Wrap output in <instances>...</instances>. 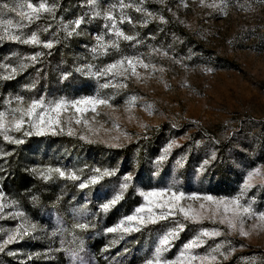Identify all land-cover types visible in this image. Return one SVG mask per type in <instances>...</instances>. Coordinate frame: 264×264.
<instances>
[{
    "label": "rangeland",
    "instance_id": "obj_1",
    "mask_svg": "<svg viewBox=\"0 0 264 264\" xmlns=\"http://www.w3.org/2000/svg\"><path fill=\"white\" fill-rule=\"evenodd\" d=\"M3 2L5 0H0ZM47 2L56 3L55 13L42 14L23 31L25 34L37 31L41 40L57 39L51 49L0 39V65H9L8 68L0 66V109L6 107L5 97L16 94L23 95L26 104L29 98L41 94L50 98H78L97 92L102 95L114 92L112 88H98L94 78L75 72L67 81H60L62 71H71L74 66L87 63L100 67L116 58V54L111 50L107 56L94 58L91 54L95 34L103 31L104 20L101 17L89 20L92 7L88 0ZM119 3L120 0H96L95 6L103 11L117 5L114 15L119 21ZM123 3L130 5L122 11L132 23L125 20L119 27L128 35L138 34L142 43L133 46V42L121 40L119 54H142L145 62L155 64L157 69L162 67L163 71L148 75L145 69L139 68L140 80L129 78L126 88L115 90L111 103L116 107L100 106L98 109L100 115L95 117L93 126L102 125V128L93 136L95 143L79 139V133L87 135L88 129L74 120L62 134L24 137L20 145L10 143L12 146H8L9 142L0 137V153L20 156L28 171L49 166L71 168L81 170L77 174L82 179L91 174L93 167L118 171L100 184L85 189L77 187L79 181L60 178L53 173L48 180L50 184L43 187V199L34 195L32 187L24 196L5 194L7 201L17 203L8 205L0 213V241L17 224H35L36 229L6 245L0 252V264H142L150 255L157 235L172 225L160 222L128 235L104 231L141 202L130 189L107 213L98 211L99 203L118 187L123 173L134 172L135 184L145 189L173 183L185 192L230 197L240 192L244 177L251 169L259 168L264 172V0H203V3L201 0H123ZM137 8L146 11H137ZM78 16L87 21L80 26V36L65 38L62 29L56 32L62 22ZM160 16L165 22L159 20ZM2 18L18 19L15 13L9 12ZM145 19L148 23L142 24ZM49 24L52 27L44 31ZM149 46L166 51L167 55L150 52ZM36 51L44 53L39 58L40 63L18 71L12 79H3L20 64L22 57ZM33 80L37 81L34 90L22 88ZM130 95L138 99L126 111L124 101ZM62 115L72 117L73 113ZM92 117L88 112L82 119L91 122ZM112 121L119 128L112 127ZM67 127L76 135L69 136ZM123 132L129 133L130 138L125 139ZM10 134L20 136L15 132ZM115 136L120 137L118 148L100 142ZM173 139L180 147L172 148L168 159L153 176L156 171L154 158ZM213 152L216 158L203 171H198ZM180 156H185V160L182 167H177L175 161ZM249 200L255 212L264 211V177L257 176L253 187L243 193L241 203ZM85 222L95 227L73 228L75 223ZM185 223V230L165 253L167 257H174L200 227H216L222 230V235L206 239L195 253L204 254L223 241L221 251L226 258L216 254L217 260L212 264H264V228L253 227L258 223L255 216L244 221L246 236L238 231L229 232L224 225L208 220L203 224Z\"/></svg>",
    "mask_w": 264,
    "mask_h": 264
},
{
    "label": "snow or ice",
    "instance_id": "obj_2",
    "mask_svg": "<svg viewBox=\"0 0 264 264\" xmlns=\"http://www.w3.org/2000/svg\"><path fill=\"white\" fill-rule=\"evenodd\" d=\"M203 3V0H201ZM88 4L92 7L90 19L101 17L104 20L102 25L103 31L99 34H95V43L91 46L90 52L93 57L107 56L110 54V50L116 54V58L110 62L103 64L100 67L93 65L92 63L80 64L74 66L71 71L65 70L60 73V81H67L73 72L79 73L85 77L94 78L98 83V88L107 89L112 88L114 90L112 95H102L99 92L95 95L81 96L78 98H68L65 96L48 97L41 94L39 97L29 98L25 104V97L20 94H16L9 97H5L3 100L6 106L0 109V137L4 141L20 145L24 143V137H30L32 135L42 136L46 134L58 135L62 134L66 130V126L70 124L71 120H74L77 125L83 124L88 129V134L84 132L79 133V139L86 143L97 142L93 139L102 128V125L96 127L93 126L95 117L100 115L99 107L105 106L108 108H114L116 105L111 103L115 98V90L124 89L127 87L126 81L129 78L141 79V73L139 68H143L151 75L155 71H163V68L157 69L155 64L145 62L142 58V54L136 55H120L119 41L133 42V46L141 44V40L138 39V34L128 35L121 27L120 23L125 20L128 23H132L131 18L123 14V9L130 5H125L123 0H120L119 8L121 9V15L119 21L114 15V10L117 5H112L109 9L99 10L95 4L96 0H88ZM215 7L216 5H209ZM57 8L56 3H48L47 0H39L38 3L32 2V0H11V3H0V39H7L13 42H18L24 45L42 46L46 49H51L57 39L41 40L37 31H31L30 34H25L23 31L28 25L34 21L39 20L41 15L47 13L52 15ZM137 11H146L137 8ZM5 12L15 13L18 19H3ZM151 16L152 13H146ZM54 18V16H53ZM161 22H165L163 16L159 17ZM87 21L83 16H78L72 21L62 22V25L56 29V32L62 31L65 34V38H71L73 36H80V26ZM145 19L142 24H147ZM49 24L44 31L51 28ZM15 30V31H14ZM55 35V33H54ZM109 38L106 39L105 37ZM150 52H155L160 55H167L166 51L161 49L152 48L149 46ZM44 55L41 51H36L31 55L21 58V62L17 67H13L11 74L3 77V79H12L18 71H23L29 66H34L40 63L39 58ZM27 60V63L24 60ZM179 62V61H176ZM4 68H8L9 65H0ZM37 72L40 69H36ZM210 71V69H209ZM103 79V83H100ZM37 81L33 80L31 83L22 85V88L26 91H32L36 88ZM138 99L136 95L128 96L125 101V110L128 111L134 105V102ZM15 102V106L13 105ZM150 109V105L148 106ZM71 111L72 117H66L62 114ZM91 112L93 114L92 121L83 118L85 113ZM107 115V114H105ZM112 127L119 128L115 121H112ZM141 127L146 125L141 124ZM175 127V125H173ZM105 132L109 129H103ZM19 133L20 136H14L10 133ZM67 134L69 136L76 135L71 127H67ZM122 135L125 139L130 138V134L123 132ZM140 137L138 136L137 139ZM147 138L146 136L144 137ZM112 141V142H109ZM106 146L111 148H118L121 146L120 137H109L108 140H101ZM197 144L200 142L197 141ZM173 147H180L176 140H170L161 150L160 155L154 158L153 164L156 166V171L152 173L153 176L157 175L160 166L168 159V156ZM11 153H0V157L8 156ZM216 158V153L213 152L210 157L205 159L198 168V171H203L205 166ZM185 160V156H180L176 159L175 164L177 167H182ZM40 179L48 181L52 174H57L60 178H65L72 181H79L77 187L85 189L89 186H96L105 180L106 177H112L116 175L118 169L109 167H93L91 174L85 178H81V175L77 174L81 170H74L71 168L61 167H46L42 170L36 168L31 169ZM5 169L0 168V173H4ZM134 172L128 171L123 173L119 178L118 187L114 188L112 194L103 199L98 205V211L107 213L110 209L115 207L120 201L125 198V194L132 189L140 198L141 202L138 203L134 209L127 215L122 216L115 224L104 228L106 233H121L128 235L135 232L146 230L151 225L159 224L160 222H168L172 226L165 228L161 233L157 235L154 245L151 248L150 255L143 260L142 264H212L217 260V255L224 256L226 254L221 251L224 242L215 244L214 247H210L204 254L195 253V249L202 247L206 243V239L219 237L222 235L220 228L212 227H200L198 231L191 236L187 241L183 243L179 252L174 257H167V253L173 242L179 237V234L185 230L186 223L191 224H203L205 220L210 221L213 224L224 225L229 232L238 231L241 236H246L248 233L244 229L245 219H251L256 217L258 223L253 227L264 228V211L255 212L252 208V201L247 203H241L243 199V193L253 187L255 178L257 176L264 177V172H261L259 168L251 169L241 184L240 192L234 196H215L211 193L202 192H185L179 190L173 183H169L167 186L142 188L138 187L134 182ZM2 178V177H0ZM33 200L36 197H32ZM16 201H7L5 193L0 191V213L8 205H15ZM15 215H22V213H16ZM91 227H95L90 223H75L74 229L87 230ZM22 229V231H21ZM35 224H17L16 228L8 233V235L0 241V252H3L5 246L13 243L19 239H23L31 231H35ZM56 233L54 232L53 235ZM121 235V239H123ZM116 241H113L115 243ZM231 250V249H230ZM127 251V249H125ZM10 255L12 253H9ZM74 255V253H73Z\"/></svg>",
    "mask_w": 264,
    "mask_h": 264
},
{
    "label": "trees",
    "instance_id": "obj_3",
    "mask_svg": "<svg viewBox=\"0 0 264 264\" xmlns=\"http://www.w3.org/2000/svg\"><path fill=\"white\" fill-rule=\"evenodd\" d=\"M8 146H12L10 143ZM2 163L0 168L5 169L4 173H0V190L2 189L6 195H13L15 197L24 196L29 187H32L34 195L43 199L44 185H49L48 181H44L24 167L21 157L14 155L0 158ZM32 191V190H31Z\"/></svg>",
    "mask_w": 264,
    "mask_h": 264
}]
</instances>
